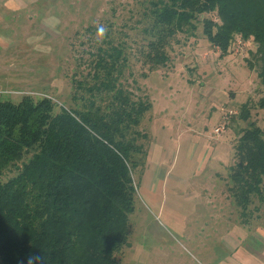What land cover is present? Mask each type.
<instances>
[{"label":"trees","instance_id":"1","mask_svg":"<svg viewBox=\"0 0 264 264\" xmlns=\"http://www.w3.org/2000/svg\"><path fill=\"white\" fill-rule=\"evenodd\" d=\"M141 6L131 27L142 34L149 69L166 66L171 42L196 36L202 25L222 55L236 36L254 40L248 64L264 83V0H143ZM102 20L81 34L71 76L75 104L55 110L52 97L30 94L0 100V264H117L128 240L132 171L148 155V132L139 127L153 102L128 87L129 33L114 29L110 16ZM255 106L264 109V97ZM240 115L248 125L226 183L249 224L264 205V127L249 120V102Z\"/></svg>","mask_w":264,"mask_h":264},{"label":"rangeland","instance_id":"2","mask_svg":"<svg viewBox=\"0 0 264 264\" xmlns=\"http://www.w3.org/2000/svg\"><path fill=\"white\" fill-rule=\"evenodd\" d=\"M142 1L0 0V100L18 102L30 94L52 97L55 110L75 104L71 76L81 34L110 16L132 44L127 86L153 102L139 127L148 132V155L132 171L135 210L117 264H228L227 237L245 227L264 231V205L244 223L226 183L248 125L243 104L251 106L249 120L264 127V109L255 106L264 83L248 64L257 44L236 36L222 55L200 25L196 36L178 35L168 47V64L151 70L140 52L142 34L131 27ZM249 236L235 257L245 259L248 251L250 264H264V245Z\"/></svg>","mask_w":264,"mask_h":264},{"label":"crops","instance_id":"3","mask_svg":"<svg viewBox=\"0 0 264 264\" xmlns=\"http://www.w3.org/2000/svg\"><path fill=\"white\" fill-rule=\"evenodd\" d=\"M241 227H244V226L242 225ZM245 228L246 229L240 228L239 231H235V234H233L234 236L231 237V238L226 236L227 233L224 235L225 237H227L226 238V241H227V244L229 245V248H230V251L226 254V259H225L228 264H232L233 261H234V264H250V259H249V253H248V251L244 253V250H243V253L246 256L245 259L244 258L235 257V252L237 250H239L240 247H243L244 246V242H248V240L250 238L249 234L251 235V237L253 239L258 238V239H256V243L260 242V243H262L264 245V240L261 238V235H263L264 231H263V233H260V232H258V229H252L251 227H245ZM233 230L234 229L232 227V228H230L228 230V232H231ZM243 231L246 232V236H245L246 239L242 236V234L245 235ZM231 260H233V261H231ZM211 262L212 261H210L209 263H211ZM258 264H260V261L259 260H258Z\"/></svg>","mask_w":264,"mask_h":264},{"label":"built area","instance_id":"4","mask_svg":"<svg viewBox=\"0 0 264 264\" xmlns=\"http://www.w3.org/2000/svg\"><path fill=\"white\" fill-rule=\"evenodd\" d=\"M221 129V128H220Z\"/></svg>","mask_w":264,"mask_h":264}]
</instances>
